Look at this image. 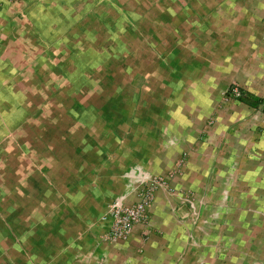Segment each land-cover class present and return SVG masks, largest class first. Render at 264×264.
I'll return each mask as SVG.
<instances>
[{"label": "crops", "instance_id": "1", "mask_svg": "<svg viewBox=\"0 0 264 264\" xmlns=\"http://www.w3.org/2000/svg\"><path fill=\"white\" fill-rule=\"evenodd\" d=\"M0 264H264V0H0Z\"/></svg>", "mask_w": 264, "mask_h": 264}, {"label": "built area", "instance_id": "2", "mask_svg": "<svg viewBox=\"0 0 264 264\" xmlns=\"http://www.w3.org/2000/svg\"><path fill=\"white\" fill-rule=\"evenodd\" d=\"M232 89L230 91L239 98L240 93ZM226 94L228 93L226 92ZM158 186H165V184L160 180H152L150 186L142 193L140 201L133 206H124L119 202L112 203L107 213L102 217V220H109V227L106 233L101 236V239L109 243L126 240L137 224L146 221L147 208L152 197L153 188Z\"/></svg>", "mask_w": 264, "mask_h": 264}, {"label": "rangeland", "instance_id": "3", "mask_svg": "<svg viewBox=\"0 0 264 264\" xmlns=\"http://www.w3.org/2000/svg\"><path fill=\"white\" fill-rule=\"evenodd\" d=\"M230 87H233L232 90H237L240 93V88L236 83L231 84V86L228 87V89ZM223 91V93L221 94L222 97V102L227 103V102H238V98L236 96H234L232 91H229L228 94H226L227 90ZM261 111V110H260Z\"/></svg>", "mask_w": 264, "mask_h": 264}, {"label": "trees", "instance_id": "4", "mask_svg": "<svg viewBox=\"0 0 264 264\" xmlns=\"http://www.w3.org/2000/svg\"><path fill=\"white\" fill-rule=\"evenodd\" d=\"M233 87H230L228 90H227V93L232 89ZM238 101L248 105V106H251V107H254L257 105V101H254L252 99H248L247 97H245V95L240 91V96L238 98Z\"/></svg>", "mask_w": 264, "mask_h": 264}]
</instances>
